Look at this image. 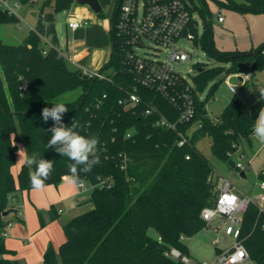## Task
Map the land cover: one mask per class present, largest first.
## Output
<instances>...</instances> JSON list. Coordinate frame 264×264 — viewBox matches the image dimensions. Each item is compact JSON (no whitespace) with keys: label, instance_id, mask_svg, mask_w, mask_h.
<instances>
[{"label":"trees","instance_id":"obj_1","mask_svg":"<svg viewBox=\"0 0 264 264\" xmlns=\"http://www.w3.org/2000/svg\"><path fill=\"white\" fill-rule=\"evenodd\" d=\"M18 1L36 4L34 0ZM119 1L113 13L112 55L101 70L102 77H85L61 50L47 47L35 30L17 45L0 38V264H21L10 258L14 251L6 246L3 235L17 211L14 200L32 189L29 175L34 167L22 164L17 176L14 173L20 143H24L29 156L38 154L53 161L54 170L46 185H59L69 174L67 165L71 161L46 147L53 122L43 121L44 107L64 102L68 112L63 115V123L71 126L75 121L81 135L97 136L100 142L99 162L91 172L79 173L92 185L94 207L63 224L66 240L59 250L49 246L44 264H187L183 257L191 253L182 238L208 226L201 213L216 204L221 179L198 142L210 137L213 154L235 168L238 150L244 144L252 145L253 125L264 108L261 94L249 107L235 93L218 117L210 116L207 104L228 75L245 71L254 78L264 71V42L249 51L218 50L210 2L219 3L220 9L264 13V0H232L227 4L191 0V11L199 14L204 26L196 44H201L218 64L198 63L191 76L193 85L187 79L180 83L179 90L191 87L196 106L195 117L186 123L179 121L178 101L144 86L126 64L115 28ZM75 3L43 0L41 8L53 6L62 12ZM17 22L18 15L0 6V24ZM191 28L197 32L195 26ZM253 78L241 89L253 83ZM76 91H80L76 99L58 100ZM133 93L140 97L135 107L130 106ZM162 117L176 128L159 124ZM183 138L184 143L179 145ZM262 171L258 175L264 179ZM39 216L45 225L41 211ZM50 218H59L53 207ZM263 224L264 211L259 203L251 204L243 214L241 237L253 264H264ZM151 229L158 235L153 236ZM173 248L180 251V257L171 255Z\"/></svg>","mask_w":264,"mask_h":264},{"label":"built area","instance_id":"obj_2","mask_svg":"<svg viewBox=\"0 0 264 264\" xmlns=\"http://www.w3.org/2000/svg\"><path fill=\"white\" fill-rule=\"evenodd\" d=\"M35 2L43 0H34ZM20 2L12 0H0V6L8 9L17 15ZM191 0H120L117 8L116 30L123 47L124 60L131 70L139 77L140 82L147 87L153 88L168 96L173 102L178 101L181 111L179 121L190 122L196 114V106L192 96V89L187 86L184 90H179L182 80L187 79L193 85L191 72L183 74L175 65L186 63L192 58V54L183 49L182 41H193L201 36L199 25L201 17L197 12H192ZM218 20L223 22L225 17L218 13ZM88 18L73 19L69 22V27L76 30L83 26H88ZM192 26L197 28V32L192 30ZM152 43L154 46L150 45ZM197 45V44H196ZM165 54V58L163 57ZM84 74L102 77L101 72H88ZM237 77L242 81V86L252 80L251 73L239 71L228 75L226 79ZM230 90L238 92L237 86L230 84ZM140 102L138 94L130 96V106L135 107ZM147 113H151L148 110ZM159 124L176 128V124L171 123L166 117H162ZM184 143V138L179 145ZM246 162H236V168L242 172L250 168V156L244 151L241 155ZM264 176V171H262ZM260 188L264 191V179L257 174ZM85 184V183H84ZM86 188V187H85ZM84 188V189H85ZM83 190V189H81ZM217 202L214 206L205 207L201 217L208 226L216 232L224 231L226 235L234 237V242L228 247H221V239L215 240L217 257L213 263L203 264H249L252 262L250 253L242 241L243 214L253 203H259L261 211H264V195L255 196L237 192L229 179L222 177L217 187ZM259 199L260 201H258ZM262 202V203H260ZM62 210H60L61 212ZM220 220L221 224L213 227L214 221ZM12 221L5 228L3 235L8 236L7 229L12 226ZM264 228V224H263ZM184 239V238H182ZM173 257H180V251L173 248ZM183 260L191 264L189 256H184Z\"/></svg>","mask_w":264,"mask_h":264},{"label":"rangeland","instance_id":"obj_3","mask_svg":"<svg viewBox=\"0 0 264 264\" xmlns=\"http://www.w3.org/2000/svg\"><path fill=\"white\" fill-rule=\"evenodd\" d=\"M108 1V0H107ZM197 2V0H194ZM222 4H227L229 1L232 0H220ZM237 3H240L242 0H234ZM40 2V1H39ZM102 6L104 9L103 15H100L96 12H94L88 5H85L90 8L91 12L94 15L93 22V29L91 34H93L91 43L92 45H98V40L101 41V44L107 45L105 47L104 54L106 55V61L108 62L111 58V52H112V37L110 30L113 27L112 23L110 22L112 14L114 13V10L116 8L117 0H110V2H102ZM78 6H83L81 4H78ZM211 9L214 12L213 18H212V27H213V37L214 42L216 46L218 47V50L223 52H228L226 50H231V48H235L234 44L237 40L234 36V33L229 30L228 27H232L233 30L236 32V34L239 35L238 39L243 40H249L250 34L254 36L262 35V27L264 26V19H251L254 17H251V14L242 13L239 11L234 10L231 7H222L223 12L226 14V17H228V21L225 23H221L218 20V10H219V3H216L214 1L210 2ZM60 16L67 17L66 13H61ZM99 19V22H98ZM251 19V20H250ZM231 25V26H230ZM13 27L12 25H3L0 27V38H2L6 43L8 44H20L23 41H18L9 38V35L7 33L9 32V27ZM15 31V30H14ZM13 31V32H14ZM204 31L203 21L202 18L200 19V25H199V32L202 34ZM16 32V31H15ZM17 35L22 34V32H16ZM264 42V41H263ZM260 42V43H263ZM150 45L154 46L152 43ZM181 46L183 49L189 51L192 54V58L189 59L186 63H178L175 65V67L180 70L183 74L188 75V72H191L190 75H194L196 67L198 63H205L206 65L212 66L217 65L218 62L214 59L208 56L206 51L203 49L201 44H194L193 41H182ZM163 57L165 58V54H163ZM113 70V68L110 69V71ZM253 83L248 84L244 88L241 89L242 81L237 77H231L230 79L224 80L221 85L219 86L218 90L216 91L215 95L210 98L207 109L211 117H218L220 116L226 105L229 103V101L232 99L233 95L235 94L230 90V84H233L237 86L238 93L241 95L243 100L245 101L246 105L251 107L254 103H256L259 99L260 93L262 90H264V71L258 72L257 75L253 78ZM80 94V91L72 92L65 94L64 96L60 97L59 101H71L76 99ZM207 91L204 92V96H206ZM264 111V108L262 109ZM212 139L210 137H205L202 140L198 142V147L202 150V152L210 159L212 165L217 170V174L222 177H225L229 179V181L233 184L235 190L237 192H241L247 195L254 194L255 196L264 195V191L260 188L258 179H257V173L261 172L264 168V144H260L256 138L253 137V145L250 146L248 144H244L241 146V148L238 150L236 158L237 161H241L243 163L246 162L245 158H242L240 155L245 151L251 158H253V167L248 168L245 170V176H242V171L238 170L235 167L230 166L227 162L222 161L217 156H215L211 149ZM20 150H25L24 143H20ZM19 152L17 156V161L14 166V173L17 176V173L19 169L21 168L22 163H19ZM86 188L82 190L79 199L81 201V204L79 205V208L81 211L86 212L94 207L93 203L91 202V196H92V185L89 181H84ZM24 194H20V201L23 200ZM260 201L259 199H257ZM262 203V202H260ZM264 205V204H263ZM38 210L34 208L33 206V212L34 217L37 223V232L43 228H45L46 225H42ZM43 211V210H40ZM44 212V211H43ZM82 212V213H83ZM46 215V212H44ZM34 222L32 223V225ZM53 224V225H52ZM48 230L44 231L43 233L37 234V239L41 242L49 235H52V237L58 239L59 236H63L65 238V232L63 229V225L61 221H56L55 223H52ZM221 224L220 220H216L213 222V227H217ZM151 234L153 236H157V232L154 229H151ZM217 237H220L221 239V247H228L234 242V237L228 236L225 234L224 231L220 230V232L214 231L209 226H206L202 228L199 232L194 234L191 237H185V243L189 246L190 250V259L191 264H203L204 262H210L213 263L217 257V249L215 240ZM37 240V241H38ZM38 241V242H39ZM24 242V241H22ZM249 264H253V261Z\"/></svg>","mask_w":264,"mask_h":264},{"label":"crops","instance_id":"obj_4","mask_svg":"<svg viewBox=\"0 0 264 264\" xmlns=\"http://www.w3.org/2000/svg\"><path fill=\"white\" fill-rule=\"evenodd\" d=\"M99 1L101 4H103L102 2L104 1L110 2V0ZM12 2H17V0H12ZM41 5L42 1L36 2L34 5H25L21 3L17 10L19 22L2 23L0 27L3 25H12L13 27H9L7 35H9V38L18 41H23L30 30H35L42 37L47 47H56L61 50L71 60L74 66L81 68L83 71L101 72L102 68L107 63L106 55L104 54L107 45L101 44L99 40L97 41L98 45H92L91 43L93 37L91 33L94 31L92 21L95 17L90 8L85 5L78 6V4L75 3L70 10L57 12L53 6L41 8ZM61 13H66L67 17L60 16ZM218 13L223 14L225 17V20L221 23L228 21V17H226V14L220 7ZM247 14H251V17H254L251 18L252 20L264 19V13ZM81 18H88L90 24L76 30L69 27V22L71 20ZM111 19L110 22L114 27L113 14ZM113 27L110 30L111 37L113 34ZM228 28L234 33L237 40L234 44L235 48L226 51H249L256 48L261 44L260 42L264 41V26L261 29L262 35L253 37L250 34L249 40L238 39L239 35L236 34L233 28ZM14 30L16 32H22L21 36L17 35ZM113 45L112 39V50ZM250 161V168H252L253 158L250 157ZM81 192L82 190L80 188L72 186L63 180L59 185H47L43 191L37 192L31 189L23 192L22 194H24V196L22 201H20V197L18 196L14 200L17 205V211L12 215L14 217V219H12L13 224L7 229L8 236L6 237V246L14 251V254L10 255V258L17 259L21 264H44V254L49 246L52 245L56 250H59L60 246L66 240V235L65 238L60 235L58 239L49 235V237L40 242L37 239V234L48 230L49 227H51L50 225L56 221H61L63 225L73 217L81 214L83 212L79 208L81 204L79 199ZM33 206L38 210V215L40 210L46 212L45 215V213L41 211L48 225L38 232L36 230L37 223L34 217L35 212H33ZM52 207L55 208L57 214H59V218L55 220L50 218ZM60 210L62 211L60 212ZM33 222L34 224L32 225Z\"/></svg>","mask_w":264,"mask_h":264},{"label":"clouds","instance_id":"obj_5","mask_svg":"<svg viewBox=\"0 0 264 264\" xmlns=\"http://www.w3.org/2000/svg\"><path fill=\"white\" fill-rule=\"evenodd\" d=\"M264 98V90L261 91ZM68 112V107L64 102H56L52 107H44L41 112L45 123L51 119L52 127L49 129L51 138L46 147L54 149L61 156L67 157L71 163L67 165L69 174L65 175L64 180L77 188L84 189L86 186L79 173H89L99 162L97 136L87 137L81 135L76 129L80 127L73 121L71 126L63 123V115ZM253 136L260 144H264V111H260L253 125ZM19 163L27 167H34L29 175L30 184L34 191H43L47 185L46 181L50 178L54 165L52 160L39 158L38 154L29 156L25 150L19 152Z\"/></svg>","mask_w":264,"mask_h":264},{"label":"water","instance_id":"obj_6","mask_svg":"<svg viewBox=\"0 0 264 264\" xmlns=\"http://www.w3.org/2000/svg\"><path fill=\"white\" fill-rule=\"evenodd\" d=\"M77 4H81V5H88L94 12L96 13H101L104 9L102 4L100 3L99 0H76ZM84 76L86 77L87 74H84ZM244 172H242V175L244 176ZM8 213L6 212V215Z\"/></svg>","mask_w":264,"mask_h":264}]
</instances>
